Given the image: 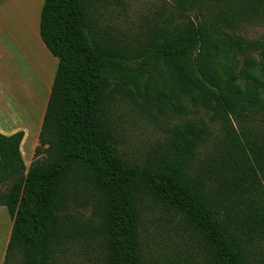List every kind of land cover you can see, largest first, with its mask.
<instances>
[{
    "label": "trees",
    "instance_id": "trees-1",
    "mask_svg": "<svg viewBox=\"0 0 264 264\" xmlns=\"http://www.w3.org/2000/svg\"><path fill=\"white\" fill-rule=\"evenodd\" d=\"M124 1L44 0L39 34L58 67L29 168L24 132L0 133L3 264H70L75 246L99 264H159L150 204L179 221L198 264H264V35H243L264 23V0H172L131 48L99 15ZM119 101L168 126L142 161L120 149Z\"/></svg>",
    "mask_w": 264,
    "mask_h": 264
},
{
    "label": "rangeland",
    "instance_id": "rangeland-1",
    "mask_svg": "<svg viewBox=\"0 0 264 264\" xmlns=\"http://www.w3.org/2000/svg\"><path fill=\"white\" fill-rule=\"evenodd\" d=\"M44 0H0V96L10 102L18 123L26 126L35 139L38 121L46 94L57 70L58 59L45 48L35 28L38 25ZM172 0H125L100 10L101 20L113 28L115 36L127 47H138L144 35L156 20L160 21L172 9ZM248 39L264 35V23L248 26L243 30ZM6 49V50H5ZM26 106V108H25ZM116 123L120 137V149L131 160L142 161L167 137L168 126L156 122L134 104L119 101L115 109ZM198 117L204 116L203 112ZM41 124V121H40ZM213 136L209 150L222 137L219 125H210ZM205 151L201 152V159ZM26 162L29 164V157ZM89 213L87 212V215ZM13 226L5 207L0 209V264L4 256ZM144 239L148 250L159 264H198L197 255L183 241L184 230L179 221L154 204L144 208ZM70 264H99L97 251H83L81 247L70 248Z\"/></svg>",
    "mask_w": 264,
    "mask_h": 264
},
{
    "label": "crops",
    "instance_id": "crops-1",
    "mask_svg": "<svg viewBox=\"0 0 264 264\" xmlns=\"http://www.w3.org/2000/svg\"><path fill=\"white\" fill-rule=\"evenodd\" d=\"M1 1L3 2V0H1ZM40 15H41V12H40ZM39 24H40V18H39L38 25L35 26V28L37 30V34L40 38ZM0 31H1V34L3 36V31L1 29H0ZM4 40H2V39L0 40V48H1V46H4V43H3ZM40 40H41V38H40ZM41 42L44 46L43 48H45V50H47L49 52V50L47 49V47L45 46V44L43 43L42 40H41ZM1 52H5V51H2V48H1ZM57 67H58V64H57ZM53 80H54V78H53ZM51 88H52V86H51ZM51 88H49V91H50L49 96H48V94H46V97H44L43 104L39 108L40 109L39 110V113H40L39 119L40 120L38 121V124H37L39 128H38L37 133L35 135V139L32 141V143H30L31 142L30 138L32 135L31 131L28 130L26 128V126H23V125L18 123L17 117H15L13 115L12 108L9 104L10 102L3 96V91H1V96H0V133L3 135H6V136H11V135H13L19 131L24 132V138L22 140L20 150L22 153L24 163H25L27 168H29L31 163L33 162L35 150H36L37 146L39 145V135H40L41 126H42L43 118L45 115L46 107L48 104V100L50 97ZM25 108H26V106H25ZM40 121H41V124H40ZM27 156L29 157V161H30L29 164L26 162ZM1 208H3V207H0V209ZM9 237H10V235H9Z\"/></svg>",
    "mask_w": 264,
    "mask_h": 264
}]
</instances>
